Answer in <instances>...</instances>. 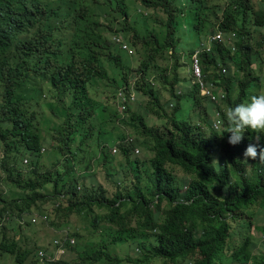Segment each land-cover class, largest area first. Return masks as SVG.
Wrapping results in <instances>:
<instances>
[{"label": "trees", "instance_id": "obj_1", "mask_svg": "<svg viewBox=\"0 0 264 264\" xmlns=\"http://www.w3.org/2000/svg\"><path fill=\"white\" fill-rule=\"evenodd\" d=\"M260 29L264 5L251 0H0V230L76 216L86 226L50 242L73 249L65 264H124L131 249L137 264H264V237L251 234L264 210V163L242 162L250 143L264 149V133L246 130L233 146L225 132L228 109L248 102L259 81L264 35L250 40ZM218 31L224 39L198 54L211 101L191 85V65ZM115 34L130 36L132 54ZM120 89L135 95L124 113ZM184 107L188 115L176 116ZM138 146L149 161L133 159ZM92 155L110 193L87 171ZM50 202L60 223L41 208ZM37 250L0 242L18 264L32 253L39 264Z\"/></svg>", "mask_w": 264, "mask_h": 264}, {"label": "rangeland", "instance_id": "obj_2", "mask_svg": "<svg viewBox=\"0 0 264 264\" xmlns=\"http://www.w3.org/2000/svg\"><path fill=\"white\" fill-rule=\"evenodd\" d=\"M252 3H254L255 5H264V0H251ZM147 13H151V11H147ZM160 15V14H159ZM163 15H160V17ZM264 35V29H260L259 32H255L253 35H251L252 39L250 40V43L253 45L255 43V41H258L260 36ZM127 40L130 39V36L126 38ZM255 40V41H254ZM262 51V49H261ZM261 54L263 55L264 58V51L261 52ZM160 64H163L162 62H159ZM132 68H136L137 67V62H135L134 60L132 61ZM189 66V63L187 64ZM188 74V73H187ZM189 76V74H188ZM258 79L259 81H255L256 84L254 83L252 85V88L250 90V94H253L255 92L256 94H259L261 92H264V65L262 68V71L260 73H258ZM257 85V87L255 86ZM182 88V87H180ZM186 88V87H185ZM158 89V87H157ZM183 89V88H182ZM169 96L166 92H162L161 91V102L162 103H171L169 100ZM188 102V103H186ZM146 103V101L144 102V100L142 101V107H144V104ZM191 103V99H187V101L184 99L181 101L182 105H187ZM175 105V103H173ZM201 105L204 106L205 102L202 101ZM134 106L135 109H137L140 113H143V108L139 105H132ZM167 111L168 113H171L173 108H170V105L168 107L167 104ZM201 110V109H200ZM40 108H37V112L39 113ZM188 108L184 107L183 111H181V113H176V116H180L181 114L183 115H188ZM183 112V113H182ZM181 118V117H180ZM148 123L149 125H159V121H157L154 117L150 116L148 119ZM126 129L128 132H130V128L128 126H126ZM223 131V128L220 130ZM114 134H118V132H114ZM226 135H228V133H226ZM44 136L46 137V135L44 134ZM48 137V135H47ZM46 137V139H47ZM48 140V139H47ZM256 141V140H255ZM46 148V147H45ZM140 149V153L133 157V159H137V160H144V161H149V159L152 158V153L148 150L145 149L144 147H137ZM47 148L45 149V152H43L44 154L47 152ZM119 160V158H118ZM91 164L92 167L87 170L90 173L94 174V178L96 180L97 183H99L101 186L103 187H107V190L109 191V193L112 191L111 187L107 186L106 184V180L104 177V174H102V172L97 170V158L95 156H91L88 159L87 164ZM174 170V174L177 177V179H183L184 174L178 170V169H173ZM145 185V180H143V183L141 184L142 187H144ZM1 188V187H0ZM3 190L5 191V187H2ZM149 198V196H148ZM42 210L44 212V214H46L48 217H53V220L55 221V223H60L61 220L57 219V216L54 215V211H53V204L47 203L45 205H43ZM256 212L257 216L255 219L252 220L253 225L251 226V234L253 235L254 239L257 241L259 239H262L264 236V210H262V208H256ZM65 225L62 226L60 225L59 227H54L51 226L49 224H42L37 222V224L35 226H33L34 228H32L33 232L30 231V228L27 229L26 228H21V229H17V233L12 232L11 228H7V230H0V242L3 238L7 239V240H14L16 242V244L21 248V249H30L32 252H34L36 249H43L46 250L47 252L51 251V245L50 242L52 241V239L55 236H62V232L65 233L69 232V233H76L79 232L83 229L84 226H86L85 223L80 222L76 216H70L68 222L64 223ZM25 227V226H24ZM75 244H77V240L75 239ZM74 244V245H75ZM263 247L260 245L258 250H262ZM112 251V249H110ZM110 250H108L110 252ZM264 251V250H263ZM111 254H114V252H110ZM76 256V254L74 253L73 249H67V261H71L74 259V257ZM129 257L131 258V261H127L124 264H137L135 263V259H137V255H136V250L131 249L129 252ZM34 253H32V255L23 263V264H35L34 263ZM0 264H18L15 261V255H12L10 253L7 252H2L0 251ZM140 264V263H139ZM152 264H161V263H152Z\"/></svg>", "mask_w": 264, "mask_h": 264}, {"label": "clouds", "instance_id": "obj_3", "mask_svg": "<svg viewBox=\"0 0 264 264\" xmlns=\"http://www.w3.org/2000/svg\"><path fill=\"white\" fill-rule=\"evenodd\" d=\"M219 33L221 35H223V39H224L225 35H224V33L220 32V31L213 34L212 37H214L216 34H219ZM115 35H120L123 38L124 42L127 44V46L129 45L125 41L126 39L121 34H115ZM113 36L114 35H112L110 37L111 41H112ZM227 36H228V38L226 39L227 42H229V41L235 42V38H233V40H231V39H229V35H227ZM211 38L209 39L208 43H202L199 46V48L196 49V51H199V53H201L203 51L210 52L211 44H212L211 42L214 41V40L211 41ZM129 50L131 51V53L128 52V54H132V50L130 47H129ZM191 71H192V65H191ZM201 82H202L205 89H207V90L211 91V93H213L212 85L209 84L207 86L206 83H204L202 81V74H201ZM194 84H197V83L193 80V83L191 85H194ZM200 93L202 94L201 88H200ZM202 96L208 97L205 94H202ZM210 100L216 101L215 99L212 100L211 98H210ZM169 105H170V108H172V106H173L172 103ZM226 115H227L228 124H227V127L225 129V132L230 133V136L228 139V143L230 145L235 146V145L239 144L241 142V140L243 139V135H244L246 130H250L253 133H264V92H261V93L256 94V95L254 92L253 96L250 97V100L248 102L237 104L234 108H229ZM213 126L215 127V129H218V127H223V120L221 119V120L214 122ZM258 139H259V136H257V140ZM135 149H137V148H135ZM42 151H44V149H42ZM139 151H140V149H139ZM134 154H135V150H134ZM137 155L138 154H135V156H137ZM243 157H244V159L242 162H245V163H248L249 159L256 160L257 158L259 159V162L264 163V149H260L259 153H258L257 146L250 143L246 147L245 151L243 152ZM24 160H27V159H24ZM24 160H23V163H24ZM24 164H27V163H24ZM31 219H30V221H31ZM25 222H27V219H25ZM25 222L21 226H25ZM39 250H44V249H39ZM39 250H37V251H39ZM44 251L47 253L46 250H44ZM36 254H37V252H36Z\"/></svg>", "mask_w": 264, "mask_h": 264}, {"label": "built area", "instance_id": "obj_4", "mask_svg": "<svg viewBox=\"0 0 264 264\" xmlns=\"http://www.w3.org/2000/svg\"><path fill=\"white\" fill-rule=\"evenodd\" d=\"M234 36L235 35L233 33L230 34L229 39L233 40ZM212 40L220 42L223 40V35H221L220 33L216 34L214 37L211 38V41ZM112 41L115 44H117L121 48V50L131 53V51L129 50V47L127 46V44L124 42L123 38L120 35H114L112 37ZM198 53L199 51H196L195 54L192 56L193 80L197 84H199L202 94H205L208 97H210L212 100H214L215 98L213 94L211 93V91L205 89L201 82V70L198 64ZM222 72H225V70H223ZM116 100H117L119 112L124 113L127 110V107L135 102V95L133 93H128L120 89L116 94ZM139 152L140 151L138 148L135 149V154H139ZM111 153L112 154L116 153L115 147L111 149ZM24 163H27V160H24ZM31 222L35 223L36 218L33 217L31 219ZM19 223L23 225L24 221H20ZM64 240L66 243L68 242L69 245L74 244V239L65 238ZM36 256H37L36 258L39 264H65V262L67 261L66 259L67 248H66V245L64 244V241L56 239L52 242L50 252L46 253L44 250H39L37 251Z\"/></svg>", "mask_w": 264, "mask_h": 264}]
</instances>
